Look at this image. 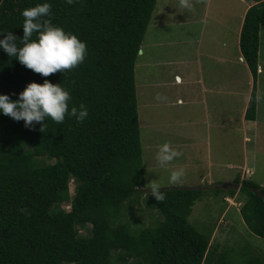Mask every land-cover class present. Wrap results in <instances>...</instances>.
<instances>
[{
	"label": "trees",
	"instance_id": "16d2710c",
	"mask_svg": "<svg viewBox=\"0 0 264 264\" xmlns=\"http://www.w3.org/2000/svg\"><path fill=\"white\" fill-rule=\"evenodd\" d=\"M43 2L0 0V32L21 38V11ZM47 2V18L86 42L85 60L44 77L0 49V94L15 100L28 83L47 79L68 88L69 107L83 103L88 117L49 119L44 132L46 121L27 128L0 114V264H264V250L252 242L212 244L214 227L202 231L189 220L205 188L163 187L162 202L141 194L135 60L157 0ZM251 2L239 46L254 77L245 116L255 120L264 0ZM239 181L227 191L245 195L240 213L264 239V186ZM81 227L90 233L81 235Z\"/></svg>",
	"mask_w": 264,
	"mask_h": 264
},
{
	"label": "rangeland",
	"instance_id": "374dc122",
	"mask_svg": "<svg viewBox=\"0 0 264 264\" xmlns=\"http://www.w3.org/2000/svg\"><path fill=\"white\" fill-rule=\"evenodd\" d=\"M188 2L190 7L184 8L179 6V0H157L141 42L142 51H138L135 60L143 150L141 194L148 196L150 191L146 185L157 179L161 188L203 187L205 191L194 204L189 220L202 231L214 227L212 244L237 247L239 243L252 242L256 248L264 250V239L248 229L240 213L245 195L236 192L232 196L227 191L231 187L240 188L241 181L234 182L238 177L250 178L264 186V28L260 33L261 68L256 84L259 96L257 128L256 131L243 132L240 118L245 102L242 92H247L248 87L249 91L253 88L248 84L247 68L240 59L238 45L243 14L253 2ZM196 38L197 42H194ZM226 65L228 72L225 71ZM193 72L207 86L212 75L220 81L219 84L221 81L228 83L224 77L229 76V99L223 96V100L230 104L229 128H222L225 115L214 110L216 92L208 91L211 96L201 93L202 87L190 76ZM181 76L184 77L182 83L178 80ZM250 77L253 78L252 73ZM195 90L203 95L201 101L207 102L211 97V106L197 101L181 104L176 101L174 106L167 103L178 96L188 100L187 96L193 95ZM245 136L250 137L248 141ZM165 141L183 152L169 165V168L185 169L182 183L176 185L168 183V170L159 168L154 159L157 146ZM214 188L222 190L216 193ZM74 190L75 183L71 181L70 192ZM65 206L70 208V204ZM148 210L149 206L144 205V215ZM79 233L88 235L90 230L81 227Z\"/></svg>",
	"mask_w": 264,
	"mask_h": 264
},
{
	"label": "clouds",
	"instance_id": "9594fccd",
	"mask_svg": "<svg viewBox=\"0 0 264 264\" xmlns=\"http://www.w3.org/2000/svg\"><path fill=\"white\" fill-rule=\"evenodd\" d=\"M65 2L70 5L75 0ZM179 6L188 8L190 4L188 0H179ZM20 15L23 17L21 38H17L11 31L0 32V49L9 57H15L22 65L44 77L58 70L64 73L83 63L87 55L86 42L47 18L51 16V4L47 0L23 9ZM70 99L69 89L61 83H52L47 79L43 83L33 81L26 85L15 100L10 99L8 94H0V114L8 115L16 121L23 120L27 128H31L34 123L46 121L40 124V130L45 132L49 119L61 124L66 115L75 117L77 123L88 117L87 107L83 103L79 107H69ZM182 155V150L173 147L168 141L157 146L154 159L159 168L168 170L170 185L183 181L184 168H169L171 162ZM158 180H152L146 186L155 200L162 202L166 195Z\"/></svg>",
	"mask_w": 264,
	"mask_h": 264
},
{
	"label": "crops",
	"instance_id": "0c3cea01",
	"mask_svg": "<svg viewBox=\"0 0 264 264\" xmlns=\"http://www.w3.org/2000/svg\"><path fill=\"white\" fill-rule=\"evenodd\" d=\"M243 17H244V14H243ZM194 42H197V38L194 40ZM239 50H240V46H239ZM196 51H197V46H196L195 52ZM240 59L243 61L244 57L242 55H240ZM243 62L245 63L244 66H246V68H247L248 84L251 85V87L253 88V86H252L254 84L253 74H252L253 78H251L250 74L252 72L249 69V66L247 65L245 60ZM221 70L224 71L223 70V66H222ZM225 71L226 72L229 71L228 65H226ZM192 74L193 75H190V76H191V78H192V76L194 77L193 81L194 82H198L200 87H202L201 88V93H203L205 96H211V93H213V92L215 93L216 92L217 96L214 98V104L215 105H213L214 110L216 112L220 111V112H222L225 115V119H224V121L222 123V128H224V127L225 128H229V126H230V104L227 101L223 100V96L228 98V95H229V76L224 77V79H226L228 81V83H226L225 81H221V83L219 84L220 81H216V79H214L215 75H212V81H211L212 84L210 83L207 86L206 83L200 82L201 78L197 75L196 72H193ZM195 77L198 78V81L195 80ZM222 77H223V75H221V80H222ZM186 78H189L188 75H186ZM178 80H180L181 83H182L184 81V77L181 76V79H179V77H178ZM189 82H191V81H189ZM208 91H210L211 93L208 94ZM194 92L195 93L193 95H188L187 96L186 99H188V100H185V99L181 98L180 96H178L176 98L170 99V100H173V101H169L168 100L169 102H167V103L171 104L170 106H174V105H176L175 104L176 101H178L180 104L181 103H185L186 101H197V103H204V104H209L210 103V106H211V104H212V98L211 97L208 98L209 101L207 100V102H204V101H201L203 99V95L199 94V92H197V90H195ZM242 93H243V101L245 102V106H244L243 110H241V118H240L242 126L244 127L242 130H243V132L256 131V128H257V117L255 118V120H252V119H247L246 116H245L246 115V111H247L248 102H249V99H250V96H251V93H252V90L249 91V87H248L247 92H242ZM216 105H218V107ZM249 138H250L249 136H245L246 141H248Z\"/></svg>",
	"mask_w": 264,
	"mask_h": 264
},
{
	"label": "water",
	"instance_id": "95a60500",
	"mask_svg": "<svg viewBox=\"0 0 264 264\" xmlns=\"http://www.w3.org/2000/svg\"><path fill=\"white\" fill-rule=\"evenodd\" d=\"M139 52H141V49H140ZM257 191H259V190H257ZM259 193H260V195H261L262 197H264V193H263L262 191H260Z\"/></svg>",
	"mask_w": 264,
	"mask_h": 264
}]
</instances>
